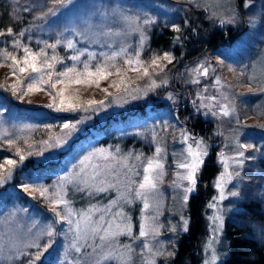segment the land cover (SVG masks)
I'll list each match as a JSON object with an SVG mask.
<instances>
[{
	"label": "snow or ice",
	"instance_id": "obj_1",
	"mask_svg": "<svg viewBox=\"0 0 264 264\" xmlns=\"http://www.w3.org/2000/svg\"><path fill=\"white\" fill-rule=\"evenodd\" d=\"M184 2L194 4L196 7L200 6L198 0H184ZM74 3L75 0H53V6L42 16L34 19L54 17ZM242 6L244 9L250 8L252 0H243ZM93 7L98 8L103 5H93ZM28 10V8L24 9V11ZM203 10L212 12L213 16L210 18L218 20L222 26L239 23V14L234 9L232 15L227 18L215 16L211 0ZM94 17H99V22L96 24L91 22ZM189 23L185 19L183 26ZM248 23L250 26H255V18H249ZM79 24L82 27L72 25L65 27L57 34L53 43L38 41L41 46L37 50L24 40L26 33L31 29L16 32L11 26L0 28V38H11L10 42L0 40V44H3L0 47V66L6 65L11 69L9 76L15 77V81L11 84H0V90L7 92L10 89L11 95L21 101L29 93L47 91L51 103L45 107L54 112L96 113L113 107L122 109L132 101L145 100L150 94H155L158 89L167 85L166 78L159 82L158 79L164 73L166 66L175 60L171 52H164L162 56L154 53L150 62L142 58L145 50H150L149 30L157 24L156 18L146 13L132 12L125 6L117 4L110 10L86 14ZM168 27L169 25L165 24V28ZM170 27L171 31L177 34L173 37V43H180L183 39L182 35H179L182 26L173 22ZM65 32L70 36L66 37ZM133 36L137 39L135 43H130L129 39ZM78 43L89 46L98 44L101 49L107 48V51H91L89 47L78 48ZM58 46H62L66 51L71 50L72 54L60 55L57 52ZM218 62L221 65L225 63L223 60ZM261 62L264 63V57H261ZM121 63L126 65L129 71L139 74L143 81L142 86H129ZM245 67L241 66L238 69L228 64L227 70L244 78L251 88L255 78L246 73ZM157 69L160 71L157 72ZM187 71L191 77L190 82L200 84L201 77L207 78L210 73H216L217 69L204 61ZM114 74L120 77V80L114 81L109 87L123 88V92L112 96L107 88L101 89L107 97H110L107 101L89 100L86 105H81L78 103L79 97L68 91L71 85L81 84L95 85L99 88L101 81L107 80ZM212 87L216 90L215 94L204 95L207 88L197 93L196 100L193 101L196 113L199 114L201 109H204L205 116L210 114L217 120L234 119L237 127L225 137L224 147L217 153V163L221 170L213 185L217 195L207 204V208L213 209V214L207 218L210 221L208 224L210 237L203 245L206 256L202 264H219L221 261L222 253L219 245L222 243L221 234L224 229V210L221 204L229 198L240 197L241 172L247 161L255 159V156L249 153H264V144L253 142L250 134L248 140H241V135L246 134L243 129L264 130V125L241 124L236 115L235 98L230 95L232 85L222 81L220 76H215ZM260 91L264 92V88ZM167 99L175 103L172 94H169ZM6 107L7 98L0 97V114ZM91 118L84 116L74 122L65 120L59 125V134L48 135L46 139L33 143H28L30 137L16 135L0 124V140L6 143L8 150L15 147L14 155L18 157V160L5 158L3 163H0V186L11 181L14 171L32 156L37 157L39 162L54 159L55 153L69 147L79 131V125ZM13 127L16 128L15 125ZM36 127L40 126L27 124L20 126L18 131L31 132ZM42 127L51 133L55 126L44 124ZM176 128L175 124L165 120L162 124H154L143 131L129 133L145 139L152 146L151 155H145L142 151L124 152L119 145L114 149L111 146H90L88 150L78 153L69 162V166H66L58 176L54 186L21 184V190L30 194L31 199H37L38 193L40 198L51 205L52 218L47 224L39 227L37 223H33L28 229L30 234L28 239H22L11 226V216L7 222L0 221V264H15L25 257L26 264H42L43 257L53 246L54 238L58 234L66 241L59 264H137V261L139 264H157V258L162 257L167 260L175 256V251H167L164 243L158 239L164 227L159 221L163 207L160 185L168 171L166 160L169 156L168 146L164 138L159 135L158 129L168 133L170 129L175 132ZM21 140L25 147L18 146V141ZM173 143H179L181 148L171 153L176 171L170 187L180 195L182 205L187 206L190 194L197 190L199 174L209 156V146L202 137L197 138L183 127L179 128V139L174 137ZM229 185L233 186L232 189ZM112 193L115 195H110ZM101 195L107 199L106 204L99 200L96 203L92 202ZM77 196L86 201V206L75 207ZM134 204H142L138 234L133 231V217L126 211ZM4 223H8L7 229H3ZM58 225L61 226L59 233ZM33 229L36 231L33 232ZM168 230L176 233L178 226L171 225ZM179 230L184 232L189 230V220L183 215ZM45 237L47 243L41 246V241ZM121 237H127L128 242L122 243ZM29 249L35 251H28ZM69 254H73L71 260L68 259Z\"/></svg>",
	"mask_w": 264,
	"mask_h": 264
},
{
	"label": "rangeland",
	"instance_id": "obj_2",
	"mask_svg": "<svg viewBox=\"0 0 264 264\" xmlns=\"http://www.w3.org/2000/svg\"><path fill=\"white\" fill-rule=\"evenodd\" d=\"M235 0H211L212 8L215 9V16L220 18H227L232 15L233 9L235 10L234 6ZM199 7L204 8L208 3L209 0H198ZM28 7L32 10V18L33 24L31 31L27 33L24 40L25 42L29 43V46L32 47L34 50H37L39 45L38 41H48L49 43H53L57 38V34L62 31L67 26H80L79 21L85 17L86 14L94 12V11H104L105 9H109L117 4L125 6L128 10L132 12H140L146 13L150 16H153L157 20V24L149 30V34L157 25L162 24V21L166 19L172 20L164 13H181V9L184 10V7L187 5L184 0H75L73 6H70L67 10L58 13L56 16H48L41 20H35L34 17L42 16L44 13L48 11L50 7L53 6V0H27ZM93 5H103V7L94 8ZM184 5V7H183ZM194 5V4H193ZM244 15L246 18L245 23V31L239 36V38L229 44L228 46H224L222 49L221 57H216L217 54L213 53L210 56L202 53L201 55L197 56L191 61H188L187 64H183L181 69H178V66L167 65L165 68L164 73L158 79L163 80L167 79L168 83L164 87L157 90L155 94H150L145 100L142 101H132L131 103L124 106V108H111L105 111L96 112V115L100 116L101 118L106 117L114 114L118 115L120 113L131 112L134 109H137L138 112H141L143 107L138 108L139 105L144 104L146 107L143 108L146 110L147 115L144 118H137L131 121V126H129L125 133L124 139H127L125 145L129 147L128 149H122V146L119 147L124 151H142L145 155H151L152 146L142 137L140 136H133L129 133L136 132V131H143L145 128H150L154 124H162L163 121L167 120L170 124H175L177 126L176 131L173 132L171 129L168 133H164L163 131L159 130V135L164 138L165 143L168 146L169 156L166 160V167L168 168L167 174L164 176L163 183L160 185V192H161V199L163 207L161 209L162 215L159 217V221L164 227L161 229V235L158 237L160 241H162L167 249V251H175L173 249V245H177L178 237L182 234L186 233L184 231L179 230V225L181 223V215L189 220V216L186 213V207L183 206L181 202L180 195L177 191L173 190L170 185L172 181L175 179V166L172 162L171 153L174 150H179L181 145L179 143H173L174 137L178 140L179 139V128H187L192 134H194L197 138L202 137L207 145L209 146V156L212 155V162H214L215 166V174L210 181L212 186V192L208 196L205 201V204L202 208V216L204 220L203 231L199 236V240L196 242L198 246H195L193 249V253L195 256H199L198 264H202L206 253L203 251V245L205 241L210 237V231L208 228V216L213 214V209L207 208V204L212 200L213 196L217 195V191L215 189L214 180L218 173L221 170L220 165L217 163V153L221 151L224 147L225 137L229 136L234 128L237 127L235 124L234 119L229 118H221L217 120L215 117L205 116L204 109H201L199 115L204 120H209L206 122L205 127H208V130L204 133H195L187 124L186 120L188 117V112H192V116L195 118L197 113L193 106V101L196 100L197 93L203 92L205 88H207V92H204V95H212L215 94V88L212 87V81L214 80L215 76H220L222 81L232 85V91L230 93L231 96L235 98V107L237 109L236 115L239 117L242 125H264V115H260L264 113V92L260 91L261 88H264V63L261 62V57H264V0H254L252 1V6L248 9H244ZM209 17L213 16L212 12H207ZM249 18H255L256 24L255 26H250L248 23ZM211 21L214 22L219 29H224L228 25H220L219 21L211 18ZM93 24L99 22V17H94L91 21ZM240 23V18H239ZM233 25L231 27H236L239 25ZM243 25V24H242ZM241 25V26H242ZM64 35L69 37L70 34L65 32ZM150 36V35H149ZM137 37L133 36L129 39L130 43H135ZM258 41H261L259 44ZM77 47H89L91 51H107V48L101 49L98 44H81L78 43ZM257 47H260L259 49ZM51 52V50H49ZM57 52L60 53L62 56L71 55V50H65L62 46L57 47ZM165 51L161 48H156L155 50H145L142 58L146 62H150V59L154 53H158L159 55H163ZM172 54V53H171ZM83 59V57H82ZM223 60L225 63L221 65L218 61ZM207 61L213 67L217 69L216 73H210L209 77L204 78L201 77L200 84H192L190 82L191 77L188 75L189 69L196 67L198 63ZM67 63H71L70 61H66ZM166 63V62H165ZM231 64L238 69L241 66H246L244 70L248 75L254 76V83L252 84L251 88L249 87L248 82L233 73H230L227 70V65ZM255 65V67H253ZM121 67L124 70V73L127 77V83L130 87L142 86L143 81L140 79L138 73L134 71H129L126 65L121 63ZM170 68H174V74L170 73ZM59 69V66H58ZM11 69L8 68L6 65L0 66V84H11L15 81V77L9 76ZM157 72L160 70L157 69ZM174 75V77H173ZM6 77H8L6 79ZM120 77L116 76L115 74L110 76L107 80L101 81L100 87L97 88L95 85H71L68 89L69 93L74 94L79 97L78 103L81 105H86L87 101L89 100H109L110 97H107L101 89L107 88L109 93L112 96H116L118 93L123 92V88L116 89L109 87L114 81L118 82ZM239 81V83H238ZM171 82V83H170ZM179 84V86H178ZM185 84L190 87V94H187L183 89L182 85ZM59 87V86H58ZM177 89V90H176ZM184 90V91H183ZM11 93V90H8ZM244 93L246 95L241 96L239 94ZM172 94L175 98V103L169 101L167 96ZM256 99H252V97H256ZM17 98V97H16ZM18 99V98H17ZM19 100V99H18ZM21 101V100H19ZM23 103L28 104H39V103H51V97L49 96L47 91H40V92H33L29 93L24 97L21 101ZM156 102H160V106L157 110H151V106H154ZM199 103V101H197ZM137 106V108H135ZM157 107V106H156ZM188 107V109H187ZM90 113V112H89ZM89 113L79 112L73 115L72 121L74 122L77 119H81L84 116H89ZM155 118V119H154ZM91 120H85V122L79 125V132H82L84 129V124L86 122H90ZM0 124L4 127L8 128L9 131L14 132L16 135L20 136H28L30 139L28 143H33L34 141H39L41 139H46L48 135H56L59 134L60 128L57 124H51L55 127L51 133L47 132L42 125L39 123H34L31 121H17L11 119L7 114L4 113L0 114ZM31 124L33 126L39 125L40 127H36L34 131L31 132H19L18 128L23 125ZM16 126L14 128L13 126ZM244 135H241V140L245 141L250 138L253 142L257 144H264V130L259 128L257 129H243L242 130ZM218 133H223V135H218ZM123 134L119 133L118 135ZM260 135V137H259ZM122 136V135H121ZM6 139V138H5ZM150 139V137H149ZM136 144V147H131ZM18 146L25 147L23 140L18 141ZM96 147V145H93ZM104 146V147H109ZM117 146V145H116ZM38 147V145H37ZM113 149L115 146H111ZM131 147V148H130ZM90 148V146H89ZM0 149L5 150L6 152H10L14 155L15 147L12 150L7 149L6 143L3 140H0ZM88 150V149H87ZM250 155L255 156V159L247 161L245 164L244 169L241 172L242 179L239 181V188L240 192L242 188H246L248 183L244 184V178L251 176L254 181L258 182V184L263 180L264 172L259 167L257 160L260 158L264 159V153H249ZM46 155H48L46 153ZM15 156V155H14ZM56 156V153H55ZM201 177V172L199 174V179ZM57 180L52 182L49 185L44 184H35L36 186H44V187H52L56 184ZM5 186V185H3ZM0 186V194L5 193L6 189L3 190ZM232 185H229V188L232 189ZM197 191V190H196ZM114 196L115 194H110ZM191 196V194H190ZM37 199L40 201L44 209L41 210H34L39 211L37 216H34L30 213H26L22 208L16 206V203H10L5 207V212L3 215H0V221H9V217L11 216V226L16 229L19 236L22 239H28L30 234L28 233V229L32 227L33 223H37V226H42L47 224L48 221L52 218V213L50 211L51 205L45 201L43 198H40L37 193ZM242 199V193L238 198H229L222 202L221 207L224 210V220L230 214L234 212L240 211V201ZM108 201L107 199L102 201L101 203L106 204ZM76 207V206H75ZM142 204H134L130 206L126 211L130 216L133 217L132 224H133V231L134 233L138 234L139 231V220H140V209ZM80 208V207H77ZM14 214V215H13ZM171 225H177L178 231L176 233L170 232L168 229ZM8 223L3 224V229H7ZM60 227L57 226V232H60ZM36 229H33L35 232ZM55 242L53 246L49 249V251L45 254L42 259V262L48 259V257L52 258L54 262L52 264H59L60 258L63 256V249L66 244V241L62 235H57L54 238ZM221 241L222 243L219 245L220 251L222 253L221 264L223 257L226 254V245L227 241L223 237V232L221 234ZM122 243H127V237H121ZM44 243H47V238L45 237L41 241V246ZM195 250V251H194ZM28 251H35L34 249H29ZM73 258V254H69L68 259L71 260ZM27 258H23L22 261H17L15 264H26ZM137 264L139 262L137 261ZM157 264H169L168 259L165 260L164 258H157Z\"/></svg>",
	"mask_w": 264,
	"mask_h": 264
},
{
	"label": "trees",
	"instance_id": "obj_3",
	"mask_svg": "<svg viewBox=\"0 0 264 264\" xmlns=\"http://www.w3.org/2000/svg\"><path fill=\"white\" fill-rule=\"evenodd\" d=\"M242 5L243 0H235V11L239 14L240 23L234 28L227 26L224 29H219L211 21L208 13L203 10L204 8L196 7L195 5L187 4L185 7L183 5L184 10L181 9V13H164L172 20L168 21L166 19L162 21V24L152 29L149 34L148 48L151 51L161 48L171 52L175 60L170 65H173V67L178 66V69H181L183 64H187L188 61L193 60L202 53L208 56L215 53L217 54L216 57H221L223 47L235 42L245 31L246 18ZM25 8L29 10L24 11ZM32 16V10L28 7L27 0H0V28L11 26L16 32L31 29L33 24ZM185 19L190 22L187 26H183ZM173 22L182 26V32L179 35H182L183 39L180 43H173V37L177 35L171 31L170 25ZM165 24H168L169 27L165 28ZM0 40H9L10 42L11 38L4 37L0 38ZM258 42L261 44V41ZM2 46L3 44H0V47ZM257 48L259 49L260 47ZM173 72L174 68H170V73L172 74ZM182 87L187 94H190V87L187 88L185 84ZM0 97L7 98V107L4 109V113L17 121H31L43 125L51 123L59 126L65 120L74 119L73 115L77 114L54 112L45 107L47 103H23L12 96L9 91L0 90ZM257 97H252V99ZM160 105V102H156L150 108L151 110H157ZM140 107L145 108L146 106L141 104L138 108ZM143 108L139 109L141 112L134 109L126 113L119 112L118 115L112 114L106 117L105 120L104 117L101 118L96 113L90 112L89 116L92 118L88 120L91 121L84 124L82 132L75 134L67 149L57 152L55 158L50 161L39 162L37 157L32 156L14 171L13 179L2 187L6 191L0 194V215H3L7 205L16 203V206L22 208L26 213L37 216L39 211L34 210H40L41 212L44 209L43 204L38 199H31L30 194L24 193L20 185L29 183L47 186L51 184L58 179V176L62 174L66 166H69V162L78 153L89 149V146L121 145L122 149H128L129 147L125 145L127 139H124V132L131 126V121L135 117L141 119L150 114H147V111ZM187 114L188 117L187 119L185 118L186 124L195 133H204L208 130L205 125L209 120L202 119L199 114L194 118L192 116L194 113L192 112ZM119 133L123 134L118 135ZM131 147L135 148L136 144ZM5 158L18 160V157L10 152L0 149V163H3ZM211 159L212 155L206 159L201 170V177L198 180L197 191L191 194L189 198L186 207V213L190 219L189 230L178 237L179 241L173 247L175 256L168 258L169 264H198L199 256H195L193 249L195 246H198L199 249V245L196 242L199 240L204 226L202 208L212 192L210 181L216 170ZM257 163L264 172V159L262 161L259 158ZM244 180V184L248 183L249 186L241 190L240 211L230 214L224 220L223 237L227 241V245L226 254L221 264H264V181L262 180L259 184L256 181L253 183L251 176L244 178ZM97 200L102 202L106 199L101 195L92 202L96 203ZM75 206L84 207L86 206V201L81 200L77 196ZM53 262V257H48L45 263L42 262V264H52Z\"/></svg>",
	"mask_w": 264,
	"mask_h": 264
}]
</instances>
